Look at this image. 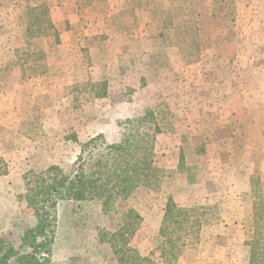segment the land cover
I'll list each match as a JSON object with an SVG mask.
<instances>
[{
	"label": "rangeland",
	"instance_id": "374dc122",
	"mask_svg": "<svg viewBox=\"0 0 264 264\" xmlns=\"http://www.w3.org/2000/svg\"><path fill=\"white\" fill-rule=\"evenodd\" d=\"M85 1L0 0V240L18 247L36 224L27 197L48 166L95 172L100 145L147 133L159 180L109 213L99 198L60 200L50 264H118L100 232H116L130 209L141 220L132 215L129 244L150 255L162 245L169 198L200 226L182 232L178 259L164 264H250L257 228L264 239V0H233L235 50L213 43L187 58L175 26L159 39L154 26L151 37L136 2ZM155 1L169 20L173 1ZM42 4L58 30L36 40L44 54L26 31Z\"/></svg>",
	"mask_w": 264,
	"mask_h": 264
},
{
	"label": "trees",
	"instance_id": "16d2710c",
	"mask_svg": "<svg viewBox=\"0 0 264 264\" xmlns=\"http://www.w3.org/2000/svg\"><path fill=\"white\" fill-rule=\"evenodd\" d=\"M132 1L138 4L134 6L135 8L149 16L146 26L149 27L151 37H154V26L158 31V39L164 36L162 30L168 24L170 27L175 26L177 36L174 43L182 58L183 55L187 58L195 54L198 57L213 43L215 45L221 42L224 49L235 50L238 9L233 0H230L229 4L222 3L225 0H213L215 3H209V0H172L173 10L167 12L169 20L165 21L160 16L166 12L157 8L155 0ZM178 7L180 12H177ZM30 12L31 20L34 15L37 17L26 28L28 35L33 37L27 44L33 46V50L44 54V48L39 44L40 41L36 40L41 39L40 37L46 33L49 35L50 32H47L49 29L57 36L58 30L50 19L47 5L31 8ZM117 27L112 26L113 30H118ZM146 118L147 116L142 117L143 120ZM137 122L140 124L143 121ZM157 131H161V127L155 122L154 132ZM98 137L83 143L81 152L91 153L92 146L98 147L97 143L100 140ZM147 139V133H144V136L127 134L120 143L100 145L96 152L101 149L99 152L101 157L97 160L98 170L95 172L87 173L83 169V163H80L74 172L66 171L59 165L48 166L36 180L38 184L30 190L32 194L27 197L36 214L37 222L23 232L18 247L7 239L0 240V264L51 263L55 211L60 200L84 201L99 198L102 200L104 211L109 213L117 199L129 195L141 183L150 185L156 178L159 180V169L152 157L154 145ZM132 215L141 220V216L130 209L126 214L130 221H125L116 232H100V242L109 243L118 264L174 262L182 251V232L188 234L200 226V220L196 215H190L189 209L179 207L172 198H169L160 228L162 245L150 255L143 256L129 244L135 233V228H131ZM261 218L264 217L257 216V221ZM261 234L257 228V234L251 242L250 264H264V239L260 237ZM121 241L123 244H120ZM156 251L160 252L159 258H154Z\"/></svg>",
	"mask_w": 264,
	"mask_h": 264
}]
</instances>
